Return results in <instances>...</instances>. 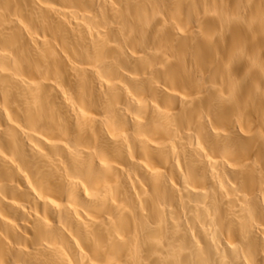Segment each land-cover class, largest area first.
Segmentation results:
<instances>
[{"label":"bare ground","instance_id":"obj_1","mask_svg":"<svg viewBox=\"0 0 264 264\" xmlns=\"http://www.w3.org/2000/svg\"><path fill=\"white\" fill-rule=\"evenodd\" d=\"M0 264H264V0H0Z\"/></svg>","mask_w":264,"mask_h":264}]
</instances>
